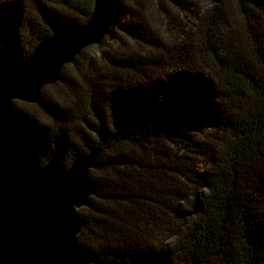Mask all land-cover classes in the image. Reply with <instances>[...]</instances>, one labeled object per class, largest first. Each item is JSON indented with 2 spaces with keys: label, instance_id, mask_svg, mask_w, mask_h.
<instances>
[{
  "label": "trees",
  "instance_id": "trees-1",
  "mask_svg": "<svg viewBox=\"0 0 264 264\" xmlns=\"http://www.w3.org/2000/svg\"><path fill=\"white\" fill-rule=\"evenodd\" d=\"M95 1L0 0V56L27 59ZM185 2L109 0L100 55L57 97L14 103L41 166L101 149L79 211L92 264H264V0H211L189 23Z\"/></svg>",
  "mask_w": 264,
  "mask_h": 264
},
{
  "label": "water",
  "instance_id": "water-1",
  "mask_svg": "<svg viewBox=\"0 0 264 264\" xmlns=\"http://www.w3.org/2000/svg\"><path fill=\"white\" fill-rule=\"evenodd\" d=\"M108 1L96 0L86 24L54 32L27 59L0 56V264H92L79 240L86 226L79 211L97 194L89 176L101 149L68 169L55 159L41 166L37 136L14 103L39 104L67 65L103 43L112 23Z\"/></svg>",
  "mask_w": 264,
  "mask_h": 264
},
{
  "label": "rangeland",
  "instance_id": "rangeland-1",
  "mask_svg": "<svg viewBox=\"0 0 264 264\" xmlns=\"http://www.w3.org/2000/svg\"><path fill=\"white\" fill-rule=\"evenodd\" d=\"M183 6L185 7L183 9V12L186 14L185 21L188 23L189 21L195 22L196 14H199L202 11H204L206 8L210 7L211 0H187V2L183 4ZM192 6H194V8ZM189 8H192L194 10L193 11L188 10ZM152 12H153V16H152L153 21L156 23V25L161 26V28L164 29L168 23V20L164 12L156 7L152 8ZM101 45L102 44L90 47V49L86 52V57L89 58L92 55L99 56ZM64 69H65V73L67 76H72L75 73L74 65L72 66L71 64H69ZM57 84L48 86L49 88L46 91V98H54V97H57L59 93H61L62 89L60 86H56ZM27 105H33V104H27ZM24 109L30 114H32L34 117H38V118L42 117L39 109L35 107L25 106ZM65 169H68V168H65Z\"/></svg>",
  "mask_w": 264,
  "mask_h": 264
}]
</instances>
